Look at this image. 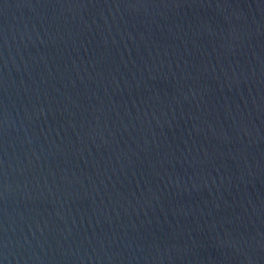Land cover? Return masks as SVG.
I'll list each match as a JSON object with an SVG mask.
<instances>
[{
  "label": "water",
  "instance_id": "95a60500",
  "mask_svg": "<svg viewBox=\"0 0 264 264\" xmlns=\"http://www.w3.org/2000/svg\"><path fill=\"white\" fill-rule=\"evenodd\" d=\"M0 264H264V0H0Z\"/></svg>",
  "mask_w": 264,
  "mask_h": 264
}]
</instances>
